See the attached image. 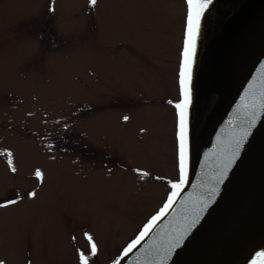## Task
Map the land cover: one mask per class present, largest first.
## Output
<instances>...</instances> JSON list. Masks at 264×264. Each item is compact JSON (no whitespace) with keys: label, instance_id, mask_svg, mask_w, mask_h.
Segmentation results:
<instances>
[{"label":"rangeland","instance_id":"374dc122","mask_svg":"<svg viewBox=\"0 0 264 264\" xmlns=\"http://www.w3.org/2000/svg\"><path fill=\"white\" fill-rule=\"evenodd\" d=\"M180 4L0 0L4 264H112L178 189Z\"/></svg>","mask_w":264,"mask_h":264},{"label":"water","instance_id":"95a60500","mask_svg":"<svg viewBox=\"0 0 264 264\" xmlns=\"http://www.w3.org/2000/svg\"><path fill=\"white\" fill-rule=\"evenodd\" d=\"M188 89L181 187L112 264H248L264 245V0H242L220 22L197 54Z\"/></svg>","mask_w":264,"mask_h":264},{"label":"snow or ice","instance_id":"6c2138e0","mask_svg":"<svg viewBox=\"0 0 264 264\" xmlns=\"http://www.w3.org/2000/svg\"><path fill=\"white\" fill-rule=\"evenodd\" d=\"M98 0H89V3L91 5H96ZM186 3L189 6V12L187 16V41L185 43V48L183 52V64L180 72V85L181 89L184 93L185 99L182 103L176 104V108L180 110L179 112V132H178V140H179V146H178V160H179V167L181 173L184 171V162H185V155H186V124H185V109L188 105V84L190 82V66L192 59L195 55V41L196 37L199 33V19L203 15L204 9L208 6L209 3H211V0H186ZM51 10V9H50ZM171 103V102H170ZM125 121L129 119L128 116H125L123 118ZM143 131V130H142ZM5 155L4 152H0V156ZM13 154L9 151L7 152V163L9 166H12L13 160H12ZM12 172H16L17 169L15 167H11ZM140 171V170H136ZM150 174L148 172H143L142 176H149ZM35 176L39 178L41 181L44 179V174L40 169H36ZM160 179V178H157ZM173 188H178V184H172ZM177 193H173L168 197V201L164 204V206L160 209L159 213L155 216H153L149 222L148 225L145 226V229L139 234V236L133 240L125 249H124V255L126 256L137 244L140 243V241L143 239V237L147 234L148 230L150 229L151 225L157 221L160 216H162L165 213V210L169 207V205L172 202V198ZM29 196H35V192L28 193ZM16 200H10L7 202V204H15ZM4 204H0V207H4ZM85 239L87 240L90 248L91 256L97 255V244L94 241V238L89 233H84ZM76 238L73 237V240ZM77 255L79 264H89V255L86 254L84 251H81L79 248H77ZM258 255H264V253H260ZM0 264H4V261L0 260Z\"/></svg>","mask_w":264,"mask_h":264},{"label":"flooded vegetation","instance_id":"af4514ba","mask_svg":"<svg viewBox=\"0 0 264 264\" xmlns=\"http://www.w3.org/2000/svg\"><path fill=\"white\" fill-rule=\"evenodd\" d=\"M241 1L242 0H211V3H209L208 6L204 9L203 15L199 19V23L203 24V26L207 28L206 30L209 36L217 31V29L219 28L220 22L227 15H229L238 6V4ZM181 7H182L181 19L185 23H187L189 6L186 3V0H181L179 10H181ZM185 30H186V27H184V31ZM205 42L206 40L203 42V44ZM195 59L192 61L193 68L195 67ZM193 68H192V71H193ZM215 96H216L215 92H211L210 94H208L206 100L208 99L209 102L207 103L204 102L202 114H201L200 120L196 124L195 130H197L200 127L205 115L207 114L209 108L211 107L215 99ZM192 109H193V104H192L191 99L189 98L188 105L185 109V113L187 114L188 129L192 121ZM260 253H264V245L256 252L254 257L250 260L248 264H259L260 261L264 258V255H258Z\"/></svg>","mask_w":264,"mask_h":264}]
</instances>
